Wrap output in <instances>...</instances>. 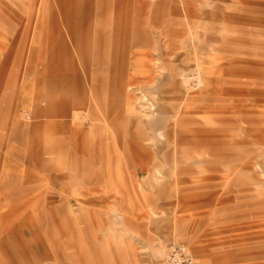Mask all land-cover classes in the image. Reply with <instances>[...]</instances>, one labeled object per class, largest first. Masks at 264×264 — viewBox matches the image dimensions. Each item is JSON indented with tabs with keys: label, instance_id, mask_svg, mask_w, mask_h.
<instances>
[{
	"label": "rangeland",
	"instance_id": "374dc122",
	"mask_svg": "<svg viewBox=\"0 0 264 264\" xmlns=\"http://www.w3.org/2000/svg\"><path fill=\"white\" fill-rule=\"evenodd\" d=\"M3 63L0 264H264V0H0Z\"/></svg>",
	"mask_w": 264,
	"mask_h": 264
},
{
	"label": "crops",
	"instance_id": "0c3cea01",
	"mask_svg": "<svg viewBox=\"0 0 264 264\" xmlns=\"http://www.w3.org/2000/svg\"><path fill=\"white\" fill-rule=\"evenodd\" d=\"M78 12L79 11H74V13H75V18L74 19L75 20L73 19L71 21L70 25H68V26H70V28H74V29L78 30V29H81L83 27V25L86 24V29H91L92 28L91 24H93L95 22H97L96 24H99V23H101L103 21L102 16H101V13H102L101 10L100 11L95 10V12H92V11L90 12L89 11V12H85V13H78ZM114 18H115V21L114 22H116L115 23V26L116 27L112 30V33L111 34H112V36H114L117 39H124V37H123V30L125 29V24H124V22H125V11H121V10L118 11L115 14ZM66 20L69 21V18L67 17ZM122 22H123V24H122ZM79 27H81V28H79ZM93 29L95 31L96 28H93ZM116 29H117V31L118 30H121V33L119 34L117 32L116 33V36H115V34L113 33V31L116 30ZM75 37L78 38L76 35H75ZM94 38L96 39V37H94ZM109 38H106V39L109 40ZM4 70H6V64L3 63V65L0 67V75H1V72H3ZM45 94H46V91L41 92V94L39 96V98L41 99V101L44 102V106H42L40 108L38 106V104H37L38 108H40V110L43 113V115H45V116H54V115L61 114L60 113L61 106L60 105L58 106L55 102H53V103L47 102L45 100V99H47V97H45Z\"/></svg>",
	"mask_w": 264,
	"mask_h": 264
},
{
	"label": "built area",
	"instance_id": "2783aa9c",
	"mask_svg": "<svg viewBox=\"0 0 264 264\" xmlns=\"http://www.w3.org/2000/svg\"><path fill=\"white\" fill-rule=\"evenodd\" d=\"M163 264H197V259L187 244L172 243L166 249Z\"/></svg>",
	"mask_w": 264,
	"mask_h": 264
}]
</instances>
